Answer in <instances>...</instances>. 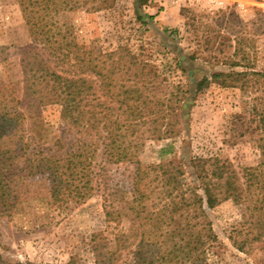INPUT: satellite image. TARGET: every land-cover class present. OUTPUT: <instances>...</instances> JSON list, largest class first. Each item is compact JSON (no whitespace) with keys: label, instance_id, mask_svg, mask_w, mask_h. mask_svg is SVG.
Here are the masks:
<instances>
[{"label":"rangeland","instance_id":"374dc122","mask_svg":"<svg viewBox=\"0 0 264 264\" xmlns=\"http://www.w3.org/2000/svg\"><path fill=\"white\" fill-rule=\"evenodd\" d=\"M141 10L153 16L147 18L148 23L136 19L134 0H117L113 9L93 12L82 8L58 15L60 22L73 24L85 49L129 48L137 59L133 71L139 76L133 82L123 70L117 84L137 82L151 103L143 119L132 121L135 131L125 125L116 130L130 140L132 161H110L100 145L92 164L95 190L78 204L53 202L47 171L34 165L41 155L57 151L58 140L70 150L84 136L68 126L58 102L39 103L31 110L26 105L15 107L14 122L0 138V150L6 151L7 192L6 204H0V255L4 260L0 264H98L118 245L133 248L140 238L138 232L154 226L156 215L149 214L165 209L170 216L172 204L180 206L182 197H191L196 187V157L228 158L238 170L261 160L260 133H245L241 123L245 119H238L253 118V98L259 96L254 89L259 85L247 91L214 81L199 91L195 86L204 75L234 69L230 63L239 58L234 56L238 40L243 41L251 66L264 70V0H152ZM30 46L18 1L0 0V96L9 104L23 97L21 57ZM41 48L59 67L54 44L47 40ZM116 98L122 100L123 95L113 97V102L106 95L98 101L90 96L88 109L102 115L106 106L117 104ZM187 100L190 103L185 108L182 105ZM97 102L101 104L95 106ZM127 115L119 109L112 118L118 116L125 122ZM169 126L172 132L164 136ZM135 159L143 170L138 174L137 193L132 184ZM168 173L178 183L174 178L169 183ZM106 210L113 217L107 218ZM207 213L219 236L211 264H264V237L252 239L254 230L244 216L243 204L229 198ZM173 217L171 225L168 219L158 224L161 231L186 224L195 230L194 205L180 208Z\"/></svg>","mask_w":264,"mask_h":264},{"label":"trees","instance_id":"16d2710c","mask_svg":"<svg viewBox=\"0 0 264 264\" xmlns=\"http://www.w3.org/2000/svg\"><path fill=\"white\" fill-rule=\"evenodd\" d=\"M24 20L28 26L31 46L22 52L21 62L25 72L22 99L17 104H9L5 97L0 96V138L5 135L6 128L14 122L15 107L26 105L29 110L39 103L58 102L61 112L69 127L81 133L84 138L77 140L76 148L65 150L66 144L58 140L54 154H44L37 159L34 167L47 171L50 178V194L53 202L78 204L90 197L95 190L93 160L98 147L103 144L104 154L108 160H130L134 157L130 149V140L123 136V125L135 131L132 121L143 119L145 109L149 108L151 98L134 84H117V75L123 70L130 74L131 80L139 76L133 71L137 59L129 48L119 46L117 50L102 52L100 48L88 50L77 40L74 26L60 22L58 15L86 8L90 11L113 9L117 0H17ZM152 0H134L136 19L148 23L147 18L153 16L142 12L143 5ZM264 19V15H263ZM264 24V21H263ZM50 40L60 57L59 67L54 66L50 58L43 52L41 44ZM234 59L230 65L234 69L229 72H213L196 81L195 90L214 81L222 86L240 87L245 91L259 85L254 92L259 96L253 98L251 114L253 118L240 116L243 120L245 133H260L258 147L261 160L256 165H248L238 170L234 163L215 156L196 157V187L191 189V197H182L181 205L172 204L170 216L165 209L155 214L153 228L138 232L139 240L132 248L131 244L108 250L98 264H211L210 255L219 236L215 232L207 209H211L220 201L232 199L243 204L246 216L253 228V240L264 237V70H256L249 62L248 54L237 41ZM124 58V60H123ZM123 60V61H122ZM242 60L246 61L243 62ZM244 67L243 70L235 69ZM132 74V75H131ZM191 71L188 72V75ZM135 78V79H136ZM118 86V89L115 88ZM113 97L123 95L122 100L115 99L117 104L105 107L99 115L96 109H88L90 96L100 100L101 96ZM190 103H183L185 108ZM101 102H97L98 106ZM121 109L128 115L121 122L118 116L113 119L114 111ZM116 115V114H115ZM237 119V118H236ZM257 122L256 126H252ZM169 126L164 136L170 135ZM108 129L106 133L102 130ZM241 132L240 135H243ZM162 137V134L160 135ZM129 143V144H128ZM6 151L0 150V204H6V184L3 156ZM136 163V176L133 178V191L138 192L137 179L141 168ZM179 174L183 171L178 169ZM143 172V170L141 171ZM169 183L176 176L168 173ZM172 191H169V195ZM141 198V197H140ZM194 205L196 208L195 230L186 224L184 227H170L161 231L159 223L174 222V213L182 207ZM107 218L113 217L106 210ZM149 216V218H150ZM235 244V240H234ZM236 245V244H235ZM237 246V245H236ZM242 249V245L237 246ZM1 262H4L0 255Z\"/></svg>","mask_w":264,"mask_h":264}]
</instances>
